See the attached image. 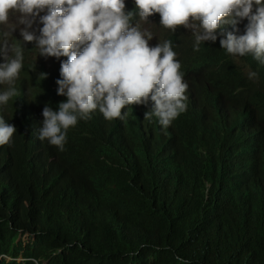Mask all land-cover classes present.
Returning a JSON list of instances; mask_svg holds the SVG:
<instances>
[{"label":"trees","instance_id":"16d2710c","mask_svg":"<svg viewBox=\"0 0 264 264\" xmlns=\"http://www.w3.org/2000/svg\"><path fill=\"white\" fill-rule=\"evenodd\" d=\"M182 51L177 58L180 71L205 115L220 121L215 127L205 129L207 122L197 117L198 102L172 121L171 133L156 131L161 140L156 146L148 127L145 132L138 128L141 139L125 143L117 128L111 141L117 150L106 151L98 140H88L91 135H85L79 124L70 126L72 152L79 161L71 160L67 152L49 150L55 158L48 159L54 184L40 207L23 204L32 190L22 161L23 142L1 145L0 169H6L2 171L6 179L0 171V264H181L177 257L189 264H264V193L256 184L226 193L214 181L224 143L230 134L243 132L237 126L238 115L246 110L244 116L250 119L243 117L242 127L258 124L264 135L262 115L251 102V90L264 95V71L249 59L238 64L226 54L213 53V74L206 58L200 68L201 54L192 45ZM24 54L28 52L23 48ZM30 63L26 57V66L34 69ZM249 71L257 77L249 79ZM17 84L32 142L30 170L43 180L41 159L47 141L38 139L40 117L28 108L29 97L18 77ZM214 95L231 112V123H223ZM2 110L0 106V117L6 120ZM92 115L100 116L98 111ZM198 123L200 128L194 125ZM192 129L198 130L200 140L187 146L188 162H183L181 143ZM206 135L212 138L207 140ZM62 178L67 182L64 190L57 185ZM67 191L72 196L65 195Z\"/></svg>","mask_w":264,"mask_h":264},{"label":"clouds","instance_id":"9594fccd","mask_svg":"<svg viewBox=\"0 0 264 264\" xmlns=\"http://www.w3.org/2000/svg\"><path fill=\"white\" fill-rule=\"evenodd\" d=\"M125 5L135 11H126ZM134 15L146 22L139 26ZM239 23L242 34H237ZM173 38L182 54L186 44L201 54V43H210L219 48L213 53L226 54L238 64L249 59L256 65L253 58L264 65V0H0V106L7 117V121L0 117V149L12 142L24 144L22 161L32 184L23 201L26 207L31 203L42 206L54 184L48 159L55 162V158L49 154L50 149L67 152L71 160L79 161L80 156L72 152L70 126L79 124L85 135H91L87 139L98 140L100 148L117 150L111 143L117 128L124 143L141 139L133 103L142 108L145 126L155 136L152 143L158 145L161 140L156 131L172 127L180 113L188 112L185 90H189V83L180 71V61L174 58ZM24 45L31 53L23 55ZM36 55L43 57L38 70L28 68L26 57ZM247 76L255 79L257 73L249 71ZM17 77L29 97L28 108L40 117L38 139L47 141L41 159L45 162L40 170L43 180L37 174L33 177L30 170L32 142ZM95 111L100 114L98 118L92 115ZM151 116L158 118L162 128ZM208 123L205 129L220 121L208 118ZM200 124L194 125L200 128ZM18 125L24 128L21 132ZM93 130L104 140L93 135ZM243 132L229 135L227 141L236 138L239 145L227 147L224 160L220 155L216 162L219 168L214 181L220 191L225 190L222 184H228L231 192L237 191L231 187V179L242 171L230 175L225 170L224 165L242 166L240 160L227 155L229 150L238 158L252 156L254 174L244 172L245 180L261 182L264 178V144L257 139L249 143ZM195 140H200V133L192 129L185 144L180 142L183 162H188L187 146ZM66 183L63 178L57 180L63 190ZM235 183L239 190L253 189L249 183ZM65 195L72 196L69 191ZM176 259L189 264L180 257Z\"/></svg>","mask_w":264,"mask_h":264},{"label":"bare ground","instance_id":"6f19581e","mask_svg":"<svg viewBox=\"0 0 264 264\" xmlns=\"http://www.w3.org/2000/svg\"><path fill=\"white\" fill-rule=\"evenodd\" d=\"M125 10L127 11V10H133V11H135V9H129L128 8V6H126L125 5ZM133 19H136V22L139 24V26H141L144 22H146V21H142V20H139V18L138 17H135V15H134V17H133ZM237 27H239L238 29V32H237V34H242V32H243V28H242V26H241V24L239 23L238 25H237ZM159 34V33H158ZM170 42H171V46H172V48H173V51L176 53V56L174 57L175 59H177L178 57H180V56H183V54H182V52L179 50V48H178V46H177V43H176V38H173V39H171L170 40ZM24 47H25V45H24ZM214 49H219V48H217L216 46H214V45H212V44H210V43H201V58H200V68L201 67H203L204 66V61H205V58L206 59H208L210 62L212 61V55H213V51H214ZM24 50L25 51H27L28 53H31V50H29L28 48H24ZM252 57V56H251ZM42 58L43 57H41V56H39V55H36L35 57H30V61H31V65H33V68L34 69H37L38 70V68H39V66H40V62L42 61ZM55 60H56V62L58 63V65H59V60L58 59H56L55 58ZM252 60L256 63V65L258 66V67H260L261 69H262V71H264V65H261V64H259L256 60H254L253 58H252ZM235 64H237V63H235ZM211 68H212V73L214 74V67H213V64H212V62H211ZM201 70V69H200ZM204 75V74H203ZM202 75V76H203ZM200 76H201V74H200ZM215 76V75H214ZM185 96H186V101H185V103L186 104H188V105H191L190 103H196V102H198V106H197V111H198V116L197 117H199L200 118V120H204L205 122H207V124H208V127H209V123H208V117L205 115V112H204V110L201 108V104H200V102L196 99V98H194L193 96H192V94H191V92L189 91V90H185ZM213 98V101H214V103L216 104V106H217V109H218V112H219V115H220V117L223 119V123H231L232 122V115H231V112H229V110H228V108H227V106H225L215 95L212 97ZM253 104H254V106H255V108H256V110L262 115V121H263V123H264V95H262L261 93H258V92H256V91H253L252 92V101H251ZM192 108H193V111L195 112V114H196V110H195V108L192 106ZM131 109L133 110V112H134V114H135V116L137 117V119L140 121V127L142 128V130H144L143 132H145V130H146V123L144 122V117H143V115L141 114V112L140 111H142V108L141 107H139V105H137V104H135V103H133L132 105H131ZM246 113H248L246 110H244V114H240V115H238V127H240L241 128V130L242 131H244V132H246V133H244L243 132V137L245 138V139H247L248 141H249V143H251L252 141H253V139H257L260 143H262V144H264V136H263V133H262V131L260 130L261 128L257 125V124H254V123H252V122H249V126L250 127H247V128H250L251 130H250V132H249V130H247L246 129V127H242V126H245V125H242V124H244L242 121H243V117H246L245 119H250L249 117L250 116H244ZM250 114H252V112H250ZM201 117H202V119H201ZM225 117H227V120L225 119ZM151 118H152V120H153V122L157 125V126H159V127H161L160 125H159V123L157 122V117H155V116H151ZM248 121H250V120H248ZM139 127V128H140ZM162 128V127H161ZM172 127H170L169 125L167 126V127H165V128H162L163 129V132L165 133V135H168L169 133H171L173 130L171 129ZM148 129H150L149 127H148ZM148 131V130H147ZM149 131H151L152 132V130H149ZM148 133V132H147ZM150 135V134H149ZM152 135H153V137L152 138H154L155 139V136H154V134H153V132H152ZM164 139H166L167 141H171V139L169 138V137H165ZM206 139H210L209 137H207ZM162 144H164V145H167V146H173L170 142H165V143H162ZM202 145V144H201ZM208 145V144H207ZM239 144H238V142H237V140H236V138H234V139H231V140H229V141H227V143H226V145L225 146H223V148H222V151H221V158H222V160H224L223 158H224V153H225V149H227V147H234V146H238ZM264 146V145H263ZM240 147H245V146H240ZM208 148V147H207ZM212 148V147H211ZM207 150V152H208V157L210 158V155H211V150H210V148H208V149H206ZM231 150H229L228 151V156H230L233 160H240V162L242 163V166H239V167H235V165L233 164L232 166H227V165H224V167H225V170L230 174V175H233V174H235L237 171L238 172H240L241 170V172H240V176L239 177H237V178H233V179H231V187L234 189V190H239V188L236 186L237 184L235 183L237 180H239V182H241V183H243V184H256L258 187L256 188L257 190L259 189L260 190V192H261V194H263L264 193V182H263V180H260L261 182H258L256 179H253V181L254 182H252V181H247V180H245L244 178H243V173L244 172H247L248 174H254V173H252V169H253V160H252V156H249L248 154H244V156H243V158H238V156H237V154H235V155H232L231 154V152H230ZM242 151H244V152H246V151H248V149L245 147V148H243L242 149ZM246 156H248V158H245ZM159 164V163H158ZM257 165H259V163L257 162ZM160 167V166H159ZM243 167H246V168H248L247 169V171H243V170H245V169H243ZM164 168H166V167H164ZM158 170H160V169H158ZM251 170V171H250ZM163 171V170H162ZM164 171H165V169H164ZM229 181V180H228ZM224 182H227V181H224ZM261 183V184H260ZM222 187L225 189V190H223L224 192H226V193H229V192H231V191H229V186H228V184H222ZM209 193V192H208ZM153 213V212H152Z\"/></svg>","mask_w":264,"mask_h":264},{"label":"rangeland","instance_id":"374dc122","mask_svg":"<svg viewBox=\"0 0 264 264\" xmlns=\"http://www.w3.org/2000/svg\"><path fill=\"white\" fill-rule=\"evenodd\" d=\"M87 143V142H86ZM84 145H85V142H84ZM27 239V236H26V238H23V240H26Z\"/></svg>","mask_w":264,"mask_h":264},{"label":"water","instance_id":"95a60500","mask_svg":"<svg viewBox=\"0 0 264 264\" xmlns=\"http://www.w3.org/2000/svg\"><path fill=\"white\" fill-rule=\"evenodd\" d=\"M229 27H231V26H229Z\"/></svg>","mask_w":264,"mask_h":264}]
</instances>
